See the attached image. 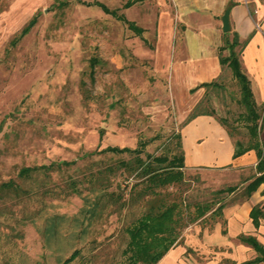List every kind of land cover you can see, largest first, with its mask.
<instances>
[{"label":"rangeland","instance_id":"1","mask_svg":"<svg viewBox=\"0 0 264 264\" xmlns=\"http://www.w3.org/2000/svg\"><path fill=\"white\" fill-rule=\"evenodd\" d=\"M102 1L119 5L142 26L140 33L95 2L0 0V179L15 182L0 184V264L126 263L124 224L146 205L147 194L138 193L133 153L99 149L105 142L134 144L144 137L140 155L170 153L181 149V125L186 160H221L228 142L213 136L210 121L188 117L196 110L213 113L232 139L249 138L237 81L217 59L216 43L237 19L246 34L260 32L254 21L264 25V0ZM225 4L234 14L227 11L222 29ZM33 10L35 19L10 43ZM244 40L237 34L238 58L249 54ZM200 77L217 84L192 85ZM212 85L222 113L214 112L206 95ZM263 105L264 93L256 89L259 138ZM245 148L252 153L240 161L183 162L181 177L159 188L189 206L195 198H210V215L218 213L225 191L214 187L242 182L254 170L253 147ZM57 158L67 161L17 170ZM73 246L77 251L61 261Z\"/></svg>","mask_w":264,"mask_h":264},{"label":"trees","instance_id":"2","mask_svg":"<svg viewBox=\"0 0 264 264\" xmlns=\"http://www.w3.org/2000/svg\"><path fill=\"white\" fill-rule=\"evenodd\" d=\"M61 1L65 0H56V2ZM80 1L97 3L101 8L121 18L132 30L140 33L142 26L135 22L133 18L125 16L123 11L118 8L119 5H108L102 0ZM131 1L132 0H121L120 5H126ZM35 16L36 10H33L9 36L8 39L10 43L14 42L15 39L27 29L35 19ZM222 32L224 33L226 31L223 30ZM236 40L237 32L235 29H232L229 36L224 34L222 36V41L216 43V52L217 59L219 61H225L228 64L231 73L237 81V98L240 99L243 104L242 114L249 136L245 142H240L237 138H233L231 153H236L248 146H252L255 153L253 161L254 170L241 184V190L243 192H248L259 181H263L261 188L264 189V137L259 138L257 135L256 117L259 113L255 107V99L249 84V78L241 68L238 56L233 47ZM224 46L226 47V51L221 52V48ZM198 83L217 84V81L212 77L201 78L192 85ZM263 111L264 105L262 108V112ZM218 117L221 119L223 118L222 115H218ZM144 141V137H138L134 144L105 142L98 147L99 149L127 150L132 152L134 163L138 165L136 171L138 176L135 178V181L139 182L138 193L142 195L146 192L147 194L146 205L142 206L140 210L124 224L126 238L124 244L121 246V251L126 260L125 264H152L160 253L176 239L178 233L177 227L201 215L212 201L210 198H195L191 200V206H189L186 201L182 200L180 195L172 193V195L167 194L168 190H161L159 186L167 182L178 180L181 177V165L183 164L182 151L179 149L177 151L165 153L162 151L151 152L144 150L143 155H140L139 150L142 148ZM176 143L179 146L180 142L178 138ZM63 161H67V158L50 159L47 162L21 164L18 166L17 170L25 171L36 165L46 166L52 162L59 163ZM235 183L236 182H227L222 185H217L214 187V190L219 191L224 188H230L234 186ZM0 184H10L14 186L15 182L8 177L0 179ZM82 197L83 199L86 198L89 200L86 196ZM262 202L263 201H254L248 207V213L253 221L257 220L258 215L264 218V207L261 206ZM86 207L87 210L91 208L90 206ZM238 236L242 240L250 243L255 252L252 255L237 260L232 258L235 264H253L257 259L264 258V245L252 232L239 231ZM76 251L77 247H71L66 254L62 255L61 261L67 260Z\"/></svg>","mask_w":264,"mask_h":264},{"label":"crops","instance_id":"3","mask_svg":"<svg viewBox=\"0 0 264 264\" xmlns=\"http://www.w3.org/2000/svg\"><path fill=\"white\" fill-rule=\"evenodd\" d=\"M236 3L241 2L237 0ZM229 13L232 14L230 6H228V15ZM234 29L238 36H245L243 51H247L249 54L238 58V60L241 68L249 78V84L255 99L256 89L260 96L264 93V47H261L262 43L264 44V38L257 30L246 34L247 30L243 29L240 19H237ZM201 78L204 77L196 79ZM206 95L214 107V112L222 113L221 98L219 90L215 89V85H212L208 89ZM195 116L198 117V120L210 121L216 129L213 136L222 137L229 144H226L227 148L224 149L221 160H186L184 133L180 125L179 141L182 151V161L184 163H222L231 159L240 161L242 157L249 156L252 153V150L249 148H244L233 154L231 153L233 139L213 113L196 110L188 117ZM197 138L199 136H195V140ZM213 150L214 154L222 153L218 148H212ZM227 153L228 156H226ZM242 182L239 180L234 186L224 188V200L216 202L218 213L213 212L210 215L211 209L215 206V202L211 201L210 205L201 215L191 219L188 226L177 233L176 239L160 253L152 264H235L232 258L237 260L252 255L255 252L250 243L238 236L239 231L252 232L264 245V218L258 215L257 220L253 221L248 213V207L254 201H263L261 206L264 207V189L261 188L263 181H259L248 192L241 190ZM253 264H264V258L257 259Z\"/></svg>","mask_w":264,"mask_h":264},{"label":"water","instance_id":"4","mask_svg":"<svg viewBox=\"0 0 264 264\" xmlns=\"http://www.w3.org/2000/svg\"><path fill=\"white\" fill-rule=\"evenodd\" d=\"M227 11H228V5L225 4L220 13H219V18H220V27L222 29L226 28L228 26V20H227Z\"/></svg>","mask_w":264,"mask_h":264},{"label":"built area","instance_id":"5","mask_svg":"<svg viewBox=\"0 0 264 264\" xmlns=\"http://www.w3.org/2000/svg\"><path fill=\"white\" fill-rule=\"evenodd\" d=\"M254 25L260 30L262 36L264 37V25L260 24L258 21H254Z\"/></svg>","mask_w":264,"mask_h":264}]
</instances>
